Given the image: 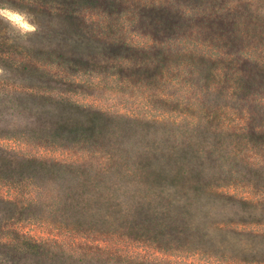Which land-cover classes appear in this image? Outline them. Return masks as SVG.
Wrapping results in <instances>:
<instances>
[{"label":"trees","instance_id":"16d2710c","mask_svg":"<svg viewBox=\"0 0 264 264\" xmlns=\"http://www.w3.org/2000/svg\"><path fill=\"white\" fill-rule=\"evenodd\" d=\"M4 3L30 13L36 31L5 39L8 51L22 60L0 54V138L97 154L99 161L62 164L0 148V180L36 195L23 207L0 199V230L8 222L36 223L49 214L60 225L117 228L164 250L228 252L250 255L254 263L264 261V234L231 226L264 222V208L216 191L244 181L237 169L249 167L219 150L226 136L223 130L200 131L192 125L112 115L64 97L95 88L94 79L120 76L134 62L149 70L154 63L151 54L164 58L161 49L104 36L98 32L101 27L96 30L95 22L83 16L84 12L122 14L125 0ZM184 18L167 16L162 23L173 30ZM6 28L0 27V33ZM251 65L259 63L246 59L238 69L236 90L243 88L245 68ZM232 109L243 110L237 102ZM248 131L264 144L263 130L258 133L251 124ZM211 135L219 148L201 146L199 139ZM50 196L58 199L49 202ZM0 264L171 263L130 258L116 263L76 256L54 242L23 237L17 244L0 243Z\"/></svg>","mask_w":264,"mask_h":264},{"label":"rangeland","instance_id":"374dc122","mask_svg":"<svg viewBox=\"0 0 264 264\" xmlns=\"http://www.w3.org/2000/svg\"><path fill=\"white\" fill-rule=\"evenodd\" d=\"M4 2L7 0H0V12L10 15H0V27H7L0 33V54L18 62L22 57L8 51L5 39L34 33V17ZM13 14L23 17L27 27L18 25ZM176 15L185 16L181 27L172 30L162 23L163 18ZM83 16L95 22L96 30L101 27L98 32L102 31L104 36L140 48L161 49L165 54L162 59L151 54L154 63H150L149 70L134 62L122 75L94 79L95 88L64 97L112 115L192 125L200 131L223 130L226 136L219 150L237 156L249 167L237 169L236 175L244 181H233L216 191L251 200L263 209L264 144L258 136L253 138L248 129L252 124L258 133L264 131V0H125L122 14L84 12ZM246 59L259 65L245 68L243 88L236 90L237 71ZM235 102L243 110L232 109ZM199 140L202 147L219 148L213 135ZM0 148L62 164L99 161L97 154L25 140L0 138ZM34 197L23 187L0 180V199L23 207ZM55 199L57 196H50L48 201ZM38 211L42 214L44 209ZM232 224L233 228L264 234V222ZM75 226L57 224L49 214L36 223L8 222L0 230V243L17 244L27 237L54 242L68 254L101 257L116 263L130 258L171 264H264L252 262L256 259L245 254H212L185 248L164 250L117 228Z\"/></svg>","mask_w":264,"mask_h":264},{"label":"clouds","instance_id":"9594fccd","mask_svg":"<svg viewBox=\"0 0 264 264\" xmlns=\"http://www.w3.org/2000/svg\"><path fill=\"white\" fill-rule=\"evenodd\" d=\"M0 15H4V16H8L10 15L9 13L7 12H0ZM12 18L14 19V21L20 25L21 27H27V24L26 22L24 21L23 17H17L15 16L14 14L12 15Z\"/></svg>","mask_w":264,"mask_h":264}]
</instances>
